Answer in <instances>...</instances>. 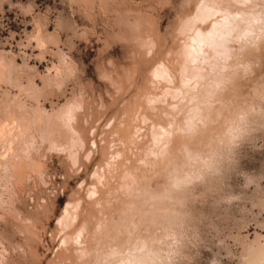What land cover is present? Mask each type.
<instances>
[{"label": "rangeland", "instance_id": "obj_1", "mask_svg": "<svg viewBox=\"0 0 264 264\" xmlns=\"http://www.w3.org/2000/svg\"><path fill=\"white\" fill-rule=\"evenodd\" d=\"M263 14L0 0V264H264Z\"/></svg>", "mask_w": 264, "mask_h": 264}, {"label": "bare ground", "instance_id": "obj_2", "mask_svg": "<svg viewBox=\"0 0 264 264\" xmlns=\"http://www.w3.org/2000/svg\"><path fill=\"white\" fill-rule=\"evenodd\" d=\"M160 2V1H159ZM201 3V2H200ZM200 6V5H199ZM207 6V5H206ZM198 8H200V7H198ZM198 12V11H197ZM229 12V11H228ZM236 14V13H235ZM243 14V13H242ZM241 14V15H242ZM195 15V14H194ZM197 15V14H196ZM198 15H200V14H198ZM249 15V14H248ZM261 15V14H260ZM264 15V14H263ZM192 16V15H191ZM191 16H189V20L191 19L190 17ZM244 16V15H243ZM188 17V16H187ZM227 17H229V16H227ZM194 18H196V17H193V20L192 21H194L195 22V20H194ZM198 18V17H197ZM260 18H261V16H260ZM185 19V18H184ZM186 20V19H185ZM188 20V19H187ZM186 20V21H187ZM230 20V19H229ZM250 20V19H249ZM263 20V19H262ZM186 21H185V24H183V25H185L184 27H186ZM191 21V20H190ZM219 21V20H218ZM225 21V20H224ZM238 21V20H237ZM221 22V21H220ZM228 22V21H227ZM247 22V21H246ZM189 22H187V24H188ZM190 23H193V22H190ZM229 23H230V25H231V22L229 21ZM250 23V22H249ZM218 24V23H217ZM216 24V25H217ZM224 24V23H223ZM223 24H222V26H221V28H223L224 29V31H225V26H228V25H225V26H223ZM233 24V23H232ZM195 25V24H194ZM218 25H221V23L220 24H218ZM237 25V24H236ZM192 26V25H191ZM235 26V25H234ZM182 27V26H181ZM184 27H183V29H184ZM187 27H188V25H187ZM186 27V28H187ZM194 28H195V26H193ZM193 27H191V28H193ZM218 27V26H217ZM231 27V26H230ZM235 27H237L238 28V26H235ZM185 28V29H186ZM220 28V27H219ZM228 28H229V26H228ZM236 28V29H237ZM144 29V28H143ZM189 29V28H188ZM188 29H186V30H188ZM216 29H218V28H215V30ZM222 29V30H223ZM219 31H220V29H218ZM221 30V31H222ZM244 30V29H243ZM184 31V30H183ZM191 31V30H190ZM228 30H226L225 32H227ZM186 32V31H185ZM217 33H220V32H218V31H216ZM225 32H223V34H225ZM240 32V31H239ZM196 33V32H195ZM262 33V32H261ZM222 34V35H223ZM226 34H228V33H226ZM219 35V34H218ZM220 35H221V33H220ZM229 37V36H228ZM189 38V37H188ZM213 38V37H212ZM215 38V37H214ZM213 38V39H214ZM221 38H223L222 39V42L221 41H219V43L221 42V43H224V39L226 38V35H225V37H221ZM190 39V38H189ZM195 40H197L196 39V37L194 38ZM219 39H220V36H219ZM216 40V39H215ZM221 40V39H220ZM191 41H192V36H191ZM226 41V40H225ZM201 42V41H200ZM210 41H208V44H211V42L209 43ZM217 42V41H216ZM241 42V41H240ZM191 43V42H190ZM214 43V42H213ZM218 43V42H217ZM221 43H220V45L219 46H221ZM189 44V43H188ZM202 44V43H201ZM226 44V43H225ZM225 44H222V45H225ZM190 45V44H189ZM214 45V44H213ZM229 45V44H228ZM192 46V45H191ZM231 46H233V45H231ZM194 47H196V45L194 46ZM209 47V46H208ZM215 47V46H214ZM197 48V47H196ZM250 48V47H249ZM253 49V48H252ZM219 50V49H218ZM223 50V49H222ZM234 50V49H233ZM206 51V50H205ZM220 51V50H219ZM227 51V50H226ZM230 51V50H229ZM203 52H204V50H203ZM223 56V55H222ZM194 57V56H193ZM183 58V57H182ZM183 60V59H182ZM186 60V59H185ZM178 61L180 62V59H178ZM212 61V60H211ZM200 63V62H199ZM226 64V63H225ZM162 67H163V65H162ZM177 67V66H176ZM249 67V66H248ZM200 68V67H199ZM183 69H186V67H185V65H183ZM135 70V69H134ZM173 71L172 69H169V71ZM160 72H161V74L166 78L165 79V82H168L169 83V86H167V87H165L166 88V91L165 92H171V94H173V87L171 86V84L175 81V78H174V76L172 75V74H170L168 71H167V68L165 67V69L163 68H161V70H160ZM157 73V72H156ZM176 73V72H175ZM189 73V72H188ZM175 75V74H174ZM189 76H190V74H188ZM156 84V83H155ZM177 89V88H176ZM175 89V90H176ZM224 91V90H223ZM222 91V92H223ZM222 92H221V94H222ZM224 95V94H223ZM155 97V96H154ZM181 97V96H180ZM221 97V96H220ZM219 98V97H218ZM235 99V98H234ZM155 100H158V98H156ZM216 101V100H215ZM224 102V101H223ZM225 103V102H224ZM228 103V102H227ZM230 104V103H229ZM235 104H236V102H235ZM227 105V104H226ZM233 105V104H232ZM79 106V105H78ZM101 106V105H100ZM215 107H217V106H215ZM214 107V108H215ZM225 107V106H224ZM229 108H230V106H229ZM232 109V108H231ZM216 110V109H215ZM76 111V110H75ZM230 114V113H229ZM67 115V114H66ZM70 115H68V117H69ZM65 124V123H64ZM1 127V126H0ZM75 132V131H74ZM177 132V131H176ZM70 133V132H69ZM94 134V133H93ZM103 135V134H102ZM175 135H177L178 136V134H175ZM114 136V135H113ZM116 143V142H115ZM115 147H117V146H115ZM169 148V147H168ZM113 149V148H112ZM173 150V149H172ZM72 151V150H71ZM10 154V153H9ZM170 154V153H169ZM172 155V154H171ZM166 157H167V155H166ZM169 157V156H168ZM3 159V158H2ZM147 166V165H146ZM77 169V168H76ZM98 169V168H97ZM136 170V169H135ZM135 180V179H134ZM109 195H110V193H109ZM104 202V201H103ZM78 203V202H77ZM69 204V203H68ZM69 205H71V203L69 204ZM73 205H74V203H73ZM78 205V204H77ZM68 207V206H67ZM74 207H75V205H74ZM70 208V207H69ZM72 209V208H71ZM67 212V211H66ZM66 212H65V214H66ZM71 217H72V215H71ZM82 226V225H81ZM95 252V251H94ZM88 253V252H87ZM79 258V257H78Z\"/></svg>", "mask_w": 264, "mask_h": 264}]
</instances>
